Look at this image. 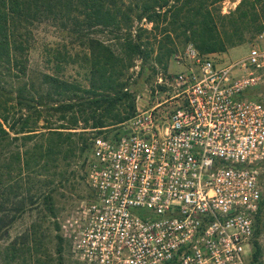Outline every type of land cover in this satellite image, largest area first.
Returning a JSON list of instances; mask_svg holds the SVG:
<instances>
[{
    "label": "built area",
    "instance_id": "built-area-1",
    "mask_svg": "<svg viewBox=\"0 0 264 264\" xmlns=\"http://www.w3.org/2000/svg\"><path fill=\"white\" fill-rule=\"evenodd\" d=\"M175 59L171 98L92 138L91 195L59 226L81 263L250 264L264 166V101L251 94L264 86V48L219 63L188 43Z\"/></svg>",
    "mask_w": 264,
    "mask_h": 264
},
{
    "label": "trees",
    "instance_id": "trees-1",
    "mask_svg": "<svg viewBox=\"0 0 264 264\" xmlns=\"http://www.w3.org/2000/svg\"><path fill=\"white\" fill-rule=\"evenodd\" d=\"M221 1L0 0V241L27 211L40 207L53 215L57 192L74 175V162L88 159L92 138L134 114L135 61L141 60L138 74L150 61L155 74L156 65L167 68L175 42L221 53L250 29H263L260 0H241L227 13ZM43 23L80 42L81 52L55 50L52 58L57 66L79 60L87 84L31 69L34 28ZM261 206L262 199L258 213ZM259 250L256 244L254 261ZM18 253L0 242V264Z\"/></svg>",
    "mask_w": 264,
    "mask_h": 264
},
{
    "label": "rangeland",
    "instance_id": "rangeland-1",
    "mask_svg": "<svg viewBox=\"0 0 264 264\" xmlns=\"http://www.w3.org/2000/svg\"><path fill=\"white\" fill-rule=\"evenodd\" d=\"M240 1L223 0L219 3V7L223 13H227L234 10ZM257 7L260 9V22L257 23H260L263 29L259 33H250V29V32L245 34V40L241 44L231 47L225 52L209 53L219 63H228L244 56L248 48L252 46L257 45L264 48V11H261L262 8L264 10V0H260ZM144 26L150 28L151 24L146 22ZM98 36L103 39L108 38L102 33ZM188 43L191 42H175L176 51L169 58L167 68L164 69L162 65H156L157 73L155 74L149 69L148 64H152L151 61L146 63L142 73L138 74L141 62L135 61V65L131 69L133 72L132 88L137 92L135 102L140 109L166 101L176 93L177 90L170 83L173 75L183 67L176 62L175 55L181 53ZM156 44L155 42L154 45ZM55 50L62 53L64 50H68V52L75 53L81 52V46L80 42L67 36L65 31L55 25L47 23L37 25L34 28V40L29 51L31 69L36 72L40 70L57 73L66 78L78 80L84 85L87 84L86 71L80 65L82 63L77 60L74 64L57 66L52 58ZM154 57L155 53H153L152 59ZM159 77L162 78L161 81ZM257 93L262 96L261 99L264 101V86L255 90L251 95ZM121 131L122 126L117 125L102 134L112 137L115 134H120ZM72 169L75 172L74 175H70V180L66 186L57 192L53 215L40 207L27 211L13 221L4 236L2 235L0 241L2 249L8 245L19 249L18 257L12 259L10 256L8 264H84L76 259L69 242L59 230L61 219L91 195L90 187L86 181L87 163H83L81 159L76 160L70 170ZM260 182L262 184V206L255 218L254 236L249 257L250 264H264V166L260 174ZM59 236L62 241L59 240ZM256 244L259 246L260 252L257 260L254 261L253 253Z\"/></svg>",
    "mask_w": 264,
    "mask_h": 264
}]
</instances>
